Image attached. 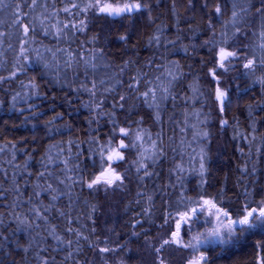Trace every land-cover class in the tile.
<instances>
[{"label":"snow or ice","instance_id":"snow-or-ice-1","mask_svg":"<svg viewBox=\"0 0 264 264\" xmlns=\"http://www.w3.org/2000/svg\"><path fill=\"white\" fill-rule=\"evenodd\" d=\"M194 8L195 0H187L185 11L191 12ZM201 8L210 34L200 45L209 54V59L201 60V65L207 69L205 76L210 78L207 99L212 100L221 114V129L229 126L223 113L231 103L229 89L224 86L225 78L236 72L233 80L242 76L261 86V98L253 96L252 103L246 105L252 120L247 134L240 131L238 121L234 120L231 125L233 139H241L251 146L258 137L264 139V134L258 133L254 127L259 113L253 114V109L264 112V0H215L214 3L213 0H202ZM5 11L11 16V24L16 26L18 47L14 48L11 41L6 40L9 33L0 31V46L7 43V48L15 53L11 70L7 76L0 75V83L18 79V74L26 72V66L35 60L42 64L41 75L48 77L47 83L64 91V103L71 106L78 102L89 112L87 124L91 131L86 133L88 139L73 138L50 145V150L56 149L55 155L49 151L41 158L43 171L35 173V184L29 185L25 180L22 187L15 179L16 170L27 176L33 175L28 171L31 156L25 152L28 160L21 167L15 163L16 153L25 150L10 140L0 143V155L11 153V158L5 163L13 168L11 187L5 188L0 182V202L6 200L8 194L14 197L11 203L3 205L8 211H0V217L8 216L17 222V227L12 229L13 234L20 231L21 226L24 231L31 230L30 235L35 233L32 237L37 243L35 248L32 241L28 246L18 242L16 245L25 255L31 254L35 264H95L94 259L87 257L86 248L103 264H110V257L119 256L126 245L119 242V234L112 228L107 231L115 235L116 240L110 235L97 233L98 207L84 199L83 194L85 190L89 196L101 192H125L129 191L128 185L132 182H135L137 191L135 200L130 203L141 207L133 217L131 227L143 229L141 217L151 220L157 212L162 221L158 226L160 235L155 243L149 244L155 257L154 264H169L165 253L172 249L187 252L184 264H210L209 246L224 250L238 243L242 237L257 232L264 234V197L255 198L247 179L256 173L255 164L248 167L250 157L248 163L239 168L241 178L237 180L236 187L240 190L234 194V201L225 187L214 195H209L204 189L210 159L206 145L212 139V133L207 129L212 113L204 111L205 104L201 101L206 93L198 84L177 91L191 75V69L184 72L178 60L169 58V48H175L181 33L177 0H171V13L176 18L173 25L177 29L175 40L164 36L168 25L156 23V18L151 16L149 0H0V13ZM226 11L229 12L227 19ZM144 12H148L149 22L155 27L154 33L146 39V46L163 48L164 52L154 53L143 64L132 56L128 59L121 56L117 62L101 43L105 37L99 32L89 35L91 24L96 19L133 20ZM214 20L220 23L219 31ZM189 30L196 31L191 24ZM41 36L51 38L55 43L48 46L40 39ZM117 38L126 46L124 55H127L128 32ZM136 47V44L131 45L133 56L136 55ZM182 50L186 56H191L189 46H183ZM195 52L196 48L192 46V53ZM21 84L23 86L22 81ZM26 87L32 90V95H43L34 77L29 79ZM188 91L192 95H188ZM241 91L247 94L245 89ZM85 96L86 100L83 99ZM11 99L15 109L19 99L27 98L17 92ZM193 101L200 104V108H196ZM138 105L153 110V122L158 131L145 128L143 116L133 120V115H138L135 112ZM165 105L172 109L167 131L161 116L162 112H167ZM18 111L24 116L22 123L40 115L34 104L28 105L27 115L24 108ZM121 113L125 117L123 120L120 119ZM65 114L55 112L44 122L46 134H63L62 129L71 131V123H58ZM101 118H106L104 122L109 125L106 132L99 127ZM93 124L97 125L95 129L91 128ZM81 144H88L89 148L85 151L80 148ZM193 144L204 146L197 152ZM239 151L244 154L243 148ZM256 151L259 153L260 148ZM170 154L167 180L156 183L155 179L163 175L158 166L168 160ZM186 172L199 176L198 185L191 190L185 182ZM0 175L5 181L9 176L8 169L2 164ZM189 191L195 195H189ZM45 193L47 204L41 199ZM65 199L67 203L58 206ZM157 200L160 201L159 208ZM81 201L86 207L78 211ZM21 208L25 210L21 211ZM53 214L65 222L64 228L52 222ZM81 220L91 221V227L79 224ZM3 224L4 220L0 219V226ZM7 230L0 231V248L4 247L3 241L10 239L5 235ZM140 234V231L132 232L135 236ZM49 238L55 243H50ZM255 248L254 264H264V242L258 241ZM60 252L65 254L58 260ZM112 264H124V261L114 260Z\"/></svg>","mask_w":264,"mask_h":264},{"label":"trees","instance_id":"trees-1","mask_svg":"<svg viewBox=\"0 0 264 264\" xmlns=\"http://www.w3.org/2000/svg\"><path fill=\"white\" fill-rule=\"evenodd\" d=\"M201 2L202 0H195L194 10L186 12L187 0H177L178 10L181 14L179 22L181 33L175 48H169V58L178 60L183 66L184 72H189L191 69V75L183 81L181 89L177 91H181L182 89L187 90L189 85L198 84L206 93V97L201 101L205 104L204 111L212 113L210 124L207 129L211 131L212 139L211 142L206 145L210 159L208 161L209 170L206 174L207 183L204 185V189L209 195H214L221 187H225L228 196L233 197L234 201V194L240 190L236 187L237 180L241 178L239 168L248 163L250 157L251 162L248 163V167L251 168L252 164H255L256 173L255 175L249 176L247 179L254 191L255 198L260 199L264 197V190H262L264 189V139L258 137L257 140L252 142L251 146L241 139L234 140V132L231 125L234 120L238 121L240 131L247 134L249 127L252 126V120L249 118L246 105L252 103L253 96H255L256 99L261 98V86L259 84H252L250 80H246L242 76L233 80L232 78L237 76L236 72L230 73L225 78L224 86L229 89L231 103L227 105L223 113V117L229 121V126L221 129L219 126L221 114H219L212 100L207 99V90L211 87L210 78L205 76L207 69L201 65V60H208L209 54L207 49L200 47V45L210 35L206 30L207 18L201 8ZM214 2L215 0H213V3ZM149 3L151 7V16L156 18V23L168 25V27L164 29V36L168 39L175 40L177 37V29L173 27V25L176 23V18L171 13V0H149ZM37 11H39V9ZM228 15L229 12L226 11L225 19L228 18ZM185 16H187L188 19H184ZM0 21H3V23H0V31H5L10 34L9 37H6V40H10L14 48L18 47L16 26L11 24L10 14L7 11L0 13ZM214 23L217 31H219L220 23L215 20ZM190 24L193 29H196L195 32L189 30ZM154 31L155 27L149 22L148 12H144L142 14H137L133 20L121 18L96 19L91 24L89 35L99 32L102 37H105L106 39H102L101 43L105 45L106 51L109 52L111 57L117 62H120L121 56H123L124 59H128L129 56H132L133 59H139L141 64H143L144 61L154 53L158 54L164 52L163 48L156 49L146 46L147 37L152 35ZM125 32H128L130 36V43L127 45L129 49L127 55H124L126 46L117 38ZM80 38L83 39V37ZM40 39L48 46H52L55 43L51 38L45 39L41 36ZM132 44L137 45L134 50L136 53L135 56L132 55ZM186 45L189 46V52L191 53L190 57L186 56L182 50V47ZM33 46L35 47L36 45ZM192 46L196 48L195 53H192ZM0 52L3 53V55L0 56V63L3 65L0 66V75L7 76L11 70L12 64L15 62V53L12 49L7 48V43L0 46ZM26 68V72L18 74V79L0 83V101H3V103H0V143L10 140L17 143L18 147H22L25 150L24 152L16 153L15 163H19L21 167L24 161L28 160V155H25V152L31 156V160L28 161V171L33 173V175L27 176L19 170H16L15 173V179L22 187L24 186L25 180L28 181L29 185L37 183L35 173L43 171L41 158L48 154L49 151L52 155H55L56 149L53 148L50 150V145L57 141H67L73 138H78L79 140L88 139L86 133L91 131L87 124V119L89 117L88 110L80 107L78 102L73 103L71 106L64 103V91L59 86L53 87L48 84V77L41 75L43 71L42 64L36 63L34 60L29 63ZM33 77L40 85V91L43 93L41 96L32 95V90L26 87L29 79ZM21 81L23 82V86ZM241 89H245L247 94L241 91ZM17 92L27 99H19L16 102V108L13 109L12 105L14 102L11 97ZM187 94L192 95L190 91H188ZM45 95L47 98H45ZM53 97H55L54 100ZM83 99L86 100L87 97L85 96ZM110 102L111 101H109V103ZM193 103L196 108H200V104L195 103V101H193ZM29 104L36 105L40 115L37 118H30V122L28 123H22L24 116L20 115L18 109L24 108L25 115H27ZM165 107L167 108V112H162L161 116L165 121V130L167 131L168 117L172 114V109L170 105H165ZM178 111L179 110H177V112ZM55 112L66 113L63 120L58 123H71L73 126L71 131L62 129L63 134H46L44 122L50 119ZM135 112L138 113V115L134 114L132 117L133 120L143 116V126L145 128L153 132L159 130L158 126L153 122L152 109L144 105H138ZM257 112L259 115L256 117L257 122L254 127L257 129L258 133L264 134V112H261L259 109H253L254 115ZM124 118V114L121 113L120 119L123 120ZM105 119L106 118L100 119L99 127L106 132L109 125L105 124ZM96 127V124L91 126L92 129ZM201 146L204 145L197 146L193 144L197 152ZM250 147L251 151H249ZM80 148L86 151L89 145L81 144ZM240 148L244 149L243 155L239 151ZM257 148H260L259 153L256 151ZM73 150L75 151V149ZM188 151H191V149H188ZM171 155L172 154H170L168 160H165L163 164L158 166V170L161 171L163 175L155 179L156 183L162 181L166 182L167 170L171 166ZM10 158L11 153L0 155V164L8 169L9 174L6 181L3 175H0V182H2V186L5 188H10L12 184L13 168L11 165L5 163V161ZM186 161L187 156H185V168L188 167ZM86 163L88 162L86 161ZM185 177V182L189 190L198 185V175L186 172ZM128 189L129 191L125 192L117 191L107 194L101 192L92 196H89L87 190H85L83 195L84 199H87L90 203L98 207V212L96 213L97 233L110 235L113 240H116L117 237L107 231V229L112 228L119 234V242L126 245L125 250L121 252L119 256L110 257V264H112L114 260L119 259H123L124 264H154L155 257L149 244L155 243L160 235L158 226L162 221L159 219V212L152 216L151 220L141 217L143 229L139 226L136 228L131 227L133 217L136 212L140 210L141 205L130 203L136 198L137 186L135 182L130 183ZM150 190L151 183L149 184V191ZM28 191H31V187L28 188ZM189 195H195V193L189 191ZM46 197V193L41 197L44 204L48 203ZM13 199L14 197L8 194V198L0 202V211L7 212L8 209L3 207V205L11 203ZM65 203H67L66 199L58 203V206H63ZM156 205L157 208H159V200L156 201ZM144 206H146V204H144ZM85 207L86 206L81 201L78 211L84 210ZM24 210V208H21V211ZM0 219L4 220V224L0 226V231L8 229L5 235L10 237L9 240L2 242L4 247L0 248V260H3V264H12L13 261H16L17 264H35L31 254L25 255V253L20 251L16 246L17 242L22 246H28L29 242L32 241L33 247L35 248L37 243L32 240L35 233L33 232L30 235L31 230L24 231L21 226V230L13 234L12 229L17 227V222H14L11 217L8 216L0 217ZM52 222L58 224L61 229L65 227V222L62 219L56 218L55 214L52 215ZM79 224H86L88 227H91V221L81 220ZM145 230L147 235H145ZM133 231H140V236L132 235ZM85 234H87L86 229ZM36 240H39V237H37ZM258 241L264 242V234L257 232L254 235H248L246 238L242 237L233 247L225 248L222 253L213 256L210 260V264H254L256 257L255 244ZM49 242L55 243L51 238H49ZM85 251L89 259L95 260V264H103L97 256L87 252V248ZM64 254L65 253L60 252L58 260L62 258ZM165 255L169 259V264H184V256L181 250L172 249L166 252Z\"/></svg>","mask_w":264,"mask_h":264},{"label":"rangeland","instance_id":"rangeland-1","mask_svg":"<svg viewBox=\"0 0 264 264\" xmlns=\"http://www.w3.org/2000/svg\"><path fill=\"white\" fill-rule=\"evenodd\" d=\"M233 246L234 245H230V246H227V248H231ZM208 250H209V252L214 253V255H212V256L208 253L209 261L211 260V258L213 256L218 255L219 253H222L224 251V250H221V248L218 247V246H209ZM181 251H182V254H183L184 259H185V257L187 256V252L186 251H183V250H181Z\"/></svg>","mask_w":264,"mask_h":264},{"label":"flooded vegetation","instance_id":"flooded-vegetation-1","mask_svg":"<svg viewBox=\"0 0 264 264\" xmlns=\"http://www.w3.org/2000/svg\"><path fill=\"white\" fill-rule=\"evenodd\" d=\"M208 253L212 256V255H214V253H212V252H209V250H208Z\"/></svg>","mask_w":264,"mask_h":264}]
</instances>
